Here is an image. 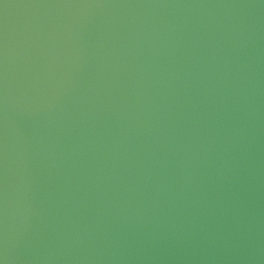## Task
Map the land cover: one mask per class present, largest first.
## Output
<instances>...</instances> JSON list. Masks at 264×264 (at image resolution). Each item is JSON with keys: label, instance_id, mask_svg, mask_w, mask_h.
I'll return each instance as SVG.
<instances>
[{"label": "water", "instance_id": "water-1", "mask_svg": "<svg viewBox=\"0 0 264 264\" xmlns=\"http://www.w3.org/2000/svg\"><path fill=\"white\" fill-rule=\"evenodd\" d=\"M0 264H264V0H0Z\"/></svg>", "mask_w": 264, "mask_h": 264}]
</instances>
